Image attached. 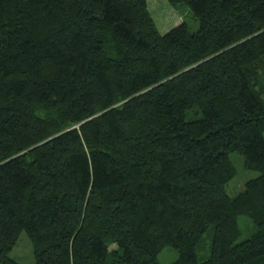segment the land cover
<instances>
[{
    "label": "trees",
    "instance_id": "16d2710c",
    "mask_svg": "<svg viewBox=\"0 0 264 264\" xmlns=\"http://www.w3.org/2000/svg\"><path fill=\"white\" fill-rule=\"evenodd\" d=\"M168 2L0 0V264H264V0Z\"/></svg>",
    "mask_w": 264,
    "mask_h": 264
},
{
    "label": "rangeland",
    "instance_id": "374dc122",
    "mask_svg": "<svg viewBox=\"0 0 264 264\" xmlns=\"http://www.w3.org/2000/svg\"><path fill=\"white\" fill-rule=\"evenodd\" d=\"M149 10L161 33L169 31L174 26L180 24L184 20L190 25L193 31L198 30L199 21L193 17L189 8L184 5L172 6L168 0H147ZM236 168L237 175L229 181L226 188L230 195L234 196L240 191L245 183L259 175L258 171L247 169L244 166V158L241 154L233 152L230 154ZM240 225L243 230L242 235L237 239L239 243L251 236L255 230V225L252 219L246 215L239 217ZM206 246H209L211 239L209 233L205 237ZM12 258L21 264H36L33 244L26 232H22L17 243L9 253ZM179 257V252L170 246H167L160 251L158 259L161 264H169L176 261Z\"/></svg>",
    "mask_w": 264,
    "mask_h": 264
}]
</instances>
